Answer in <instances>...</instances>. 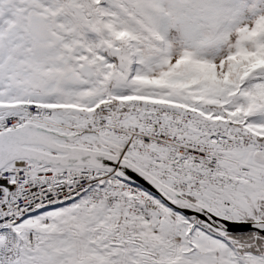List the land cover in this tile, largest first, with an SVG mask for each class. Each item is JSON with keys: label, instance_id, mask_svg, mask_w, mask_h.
<instances>
[{"label": "snow or ice", "instance_id": "6c2138e0", "mask_svg": "<svg viewBox=\"0 0 264 264\" xmlns=\"http://www.w3.org/2000/svg\"><path fill=\"white\" fill-rule=\"evenodd\" d=\"M0 264H264V0H0Z\"/></svg>", "mask_w": 264, "mask_h": 264}]
</instances>
